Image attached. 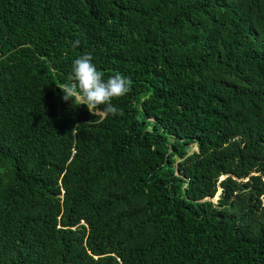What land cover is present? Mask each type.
Returning <instances> with one entry per match:
<instances>
[{
    "label": "trees",
    "instance_id": "obj_1",
    "mask_svg": "<svg viewBox=\"0 0 264 264\" xmlns=\"http://www.w3.org/2000/svg\"><path fill=\"white\" fill-rule=\"evenodd\" d=\"M0 264H264V0H0Z\"/></svg>",
    "mask_w": 264,
    "mask_h": 264
},
{
    "label": "clouds",
    "instance_id": "obj_2",
    "mask_svg": "<svg viewBox=\"0 0 264 264\" xmlns=\"http://www.w3.org/2000/svg\"><path fill=\"white\" fill-rule=\"evenodd\" d=\"M71 74V81L63 88L59 87L65 101L71 100L75 106L85 105L100 122L118 114L112 101L129 92L128 77L120 73L105 77L93 62L91 53H84L72 60Z\"/></svg>",
    "mask_w": 264,
    "mask_h": 264
},
{
    "label": "rangeland",
    "instance_id": "obj_3",
    "mask_svg": "<svg viewBox=\"0 0 264 264\" xmlns=\"http://www.w3.org/2000/svg\"><path fill=\"white\" fill-rule=\"evenodd\" d=\"M219 194H220V191H219ZM219 194H217L216 198L214 199L215 201L218 200V198H219V197H218Z\"/></svg>",
    "mask_w": 264,
    "mask_h": 264
}]
</instances>
